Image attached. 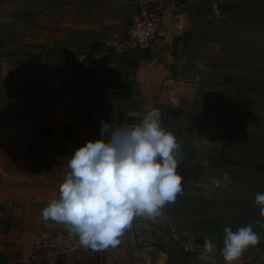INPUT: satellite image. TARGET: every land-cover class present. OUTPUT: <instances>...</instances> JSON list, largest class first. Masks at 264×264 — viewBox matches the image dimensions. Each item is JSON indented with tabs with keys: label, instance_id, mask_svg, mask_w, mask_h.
Wrapping results in <instances>:
<instances>
[{
	"label": "crops",
	"instance_id": "0c3cea01",
	"mask_svg": "<svg viewBox=\"0 0 264 264\" xmlns=\"http://www.w3.org/2000/svg\"><path fill=\"white\" fill-rule=\"evenodd\" d=\"M146 3L162 9L150 49L113 54L106 42ZM96 53L65 75V56ZM104 107L129 126L158 110L180 146L182 193L92 251L41 213L74 151L98 140ZM260 192L264 0H0V264H225L224 228L249 223L260 243L235 264H264ZM205 239L214 247L201 260Z\"/></svg>",
	"mask_w": 264,
	"mask_h": 264
},
{
	"label": "clouds",
	"instance_id": "9594fccd",
	"mask_svg": "<svg viewBox=\"0 0 264 264\" xmlns=\"http://www.w3.org/2000/svg\"><path fill=\"white\" fill-rule=\"evenodd\" d=\"M107 139L88 141L68 159L70 171L59 186V196L42 209L45 221L63 224L78 237L79 244L92 251L115 248L119 237L135 217L153 219L161 209L175 202L182 193L177 174L176 138L161 127L158 110L147 112L140 123L117 127L101 122L99 129ZM225 174L211 183L220 188L230 182ZM264 222V192L257 193ZM222 256L225 264H235L243 253L260 243L249 223L233 231L224 228ZM214 245L204 241L201 260L209 259Z\"/></svg>",
	"mask_w": 264,
	"mask_h": 264
},
{
	"label": "built area",
	"instance_id": "2783aa9c",
	"mask_svg": "<svg viewBox=\"0 0 264 264\" xmlns=\"http://www.w3.org/2000/svg\"><path fill=\"white\" fill-rule=\"evenodd\" d=\"M162 22V9L152 3L137 4L131 14L130 23L120 35L113 36L106 45L115 55H123L132 51L149 50ZM102 58L96 54H69L65 56V75H71L83 65ZM117 127L129 126L125 117L111 107H104L97 113L94 131L98 140L107 139L102 137L99 129L101 122Z\"/></svg>",
	"mask_w": 264,
	"mask_h": 264
}]
</instances>
